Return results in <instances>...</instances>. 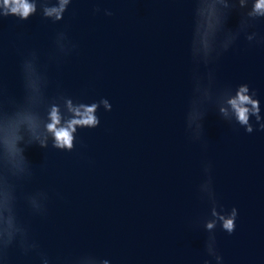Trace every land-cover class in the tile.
Instances as JSON below:
<instances>
[{
    "label": "water",
    "instance_id": "95a60500",
    "mask_svg": "<svg viewBox=\"0 0 264 264\" xmlns=\"http://www.w3.org/2000/svg\"><path fill=\"white\" fill-rule=\"evenodd\" d=\"M30 2L27 20L0 7V223L10 212L24 231L0 264H264V131L219 111L247 84L264 123V18L247 17L251 0H71L61 21L44 15L58 0ZM69 99L100 105L71 152L44 131ZM214 204L237 209L233 234L205 229Z\"/></svg>",
    "mask_w": 264,
    "mask_h": 264
},
{
    "label": "clouds",
    "instance_id": "9594fccd",
    "mask_svg": "<svg viewBox=\"0 0 264 264\" xmlns=\"http://www.w3.org/2000/svg\"><path fill=\"white\" fill-rule=\"evenodd\" d=\"M71 0H58L57 6L44 8V15L48 18H54L55 21H61L63 15L68 8ZM219 3L223 5L224 8H228L229 5L226 0H219ZM239 7L241 9L246 8L249 0H238ZM0 7H3L4 16L12 15L19 17L21 20H27L31 15L36 12V4L30 2V0H2ZM98 12L99 9H95ZM107 16H111L112 12L108 11L105 13ZM247 17L250 20H257L259 18H264V0H251V10L247 12ZM216 28L215 20V10H211L209 13V18L206 22V31L204 37L202 38V47L207 53L208 44V33L214 32ZM255 34H253L254 36ZM253 36H248L247 40L252 41ZM235 37H231L225 44L224 50L227 51L229 45L232 43ZM264 43V41H261ZM256 95L255 92L249 94V86L243 84L238 86L235 95L227 99V107H220L219 111L224 116L227 117L229 114V109L234 115L235 120L238 124L245 129L249 134L253 132V124L250 123V118H255V123L259 126V130L264 131V123H261L262 117L260 114V104L258 99L253 97ZM106 111H111L112 106L107 100H102L100 102ZM99 104L92 103L90 105L84 103L74 104L71 99L66 100L65 107L67 116L63 115L60 107L53 105L47 115V123L44 125V131L47 136H50L53 140V148L61 151L71 152L74 147V134L78 128H89L94 129L99 126L100 120L96 115L99 108ZM30 125L32 124L29 121ZM47 136L44 140L40 141V147H47ZM15 147V145H13ZM204 171L207 173V185H211V164L207 163ZM33 207L36 209L37 213L40 215H46V209L41 205L37 204L35 200L32 201ZM237 209L232 208L230 212L218 211L215 204L211 208L212 219L205 222V229L212 233L216 229L217 224H219L220 230L226 232L228 235L234 233L236 229V219H237ZM17 235L23 236L24 231L16 225L14 217L9 212L7 215L3 216L2 223H0V247L3 249H8L13 245L14 240ZM38 243H32L29 247L31 249H36ZM20 248L22 254L26 255L28 252V247H25L23 240L21 241ZM207 255L210 258H215L216 261H223V256L219 253L216 246L215 235L210 237V243L207 245ZM204 264H210V259H205Z\"/></svg>",
    "mask_w": 264,
    "mask_h": 264
}]
</instances>
